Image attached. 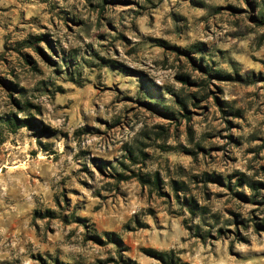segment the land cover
I'll use <instances>...</instances> for the list:
<instances>
[{"label": "rangeland", "instance_id": "374dc122", "mask_svg": "<svg viewBox=\"0 0 264 264\" xmlns=\"http://www.w3.org/2000/svg\"><path fill=\"white\" fill-rule=\"evenodd\" d=\"M147 249L264 264V0H0V264Z\"/></svg>", "mask_w": 264, "mask_h": 264}, {"label": "trees", "instance_id": "16d2710c", "mask_svg": "<svg viewBox=\"0 0 264 264\" xmlns=\"http://www.w3.org/2000/svg\"><path fill=\"white\" fill-rule=\"evenodd\" d=\"M162 47H167L165 46V44H162ZM174 50H177V48L173 47ZM199 67H202L201 65H199ZM9 123L12 125V126H16V127H21L23 124H19L17 126V124L15 123V121H9ZM156 184V179H155V182ZM254 184V183H253ZM146 253L152 257H155L157 258L158 260L164 262L165 264H180L178 262V260L171 254V253H168V252H163V251H158V250H154V249H147L146 250Z\"/></svg>", "mask_w": 264, "mask_h": 264}]
</instances>
